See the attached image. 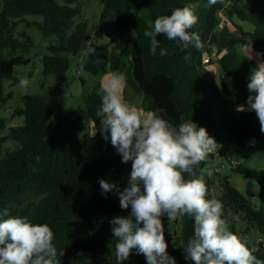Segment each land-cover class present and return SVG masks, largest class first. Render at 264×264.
Here are the masks:
<instances>
[{
  "label": "trees",
  "instance_id": "16d2710c",
  "mask_svg": "<svg viewBox=\"0 0 264 264\" xmlns=\"http://www.w3.org/2000/svg\"><path fill=\"white\" fill-rule=\"evenodd\" d=\"M98 1L102 6L99 21L110 11L124 39L111 40L110 45H96L82 67L83 71L92 75L118 73L127 49L128 62L123 74L126 98L138 96L139 107L144 112L163 115L173 125H178L181 117L185 121L192 119L198 126L205 127L215 140L225 133L221 139L240 148L249 140L255 141L253 147L264 148V133L260 131L256 113L231 110L209 81L203 62L205 55L215 48L220 77H242L250 82V74L257 62L248 58L240 60L236 47L249 48L259 54L260 62H264V0L233 1L227 5L218 2L211 7L208 0ZM189 3L198 5V23L189 32L199 33L203 47L198 50L190 44L182 49L178 40L160 35L157 53L150 54V39L143 33L152 30L156 18L170 15L174 9ZM80 12L78 0H62V4L55 0H0V107L5 102L2 81L12 77L15 66L28 64L23 55L29 52L33 43L26 29L33 26L43 38L57 39L56 45L46 46V53L41 56L42 74L54 77V87L49 94L21 97V107L13 113L23 118L19 125L8 127L6 119L0 117V132L7 129L8 139L17 143L13 151L2 155L4 139L0 138V211L7 208L9 216L27 217L33 224L49 225L58 253L64 250L61 264H101L89 261L81 254L93 253L102 247L115 251L116 240L110 220L129 215L130 208L122 210L119 199L112 193L105 198L98 181L105 179L117 183L120 177L130 174L131 161L122 163L110 140L105 141L100 132V119L96 113L104 93L99 85L83 94V106L58 118L53 125L50 123L53 100L60 91L58 86L66 81L72 60L78 57L89 38L87 24L74 22ZM218 13H223L229 21L234 17L248 23L251 31H244L234 23L230 30L222 22L217 32ZM25 16H37L41 20L25 22ZM22 23L25 29L16 32ZM161 48L166 49L167 55H160ZM211 63L208 60V65ZM236 85L249 97L245 87ZM161 109L165 111L160 113ZM84 123L91 124L95 131L91 136L79 139L77 129ZM235 154L239 152L234 149L224 156ZM217 155L218 152L210 154L195 169L196 178ZM231 171L255 180L264 192V160L258 170L237 164ZM109 174L112 176L106 178ZM251 185L249 181L245 195H250ZM207 188L208 198L216 199L208 185ZM217 200L223 204L224 219L228 211L238 214L243 222L253 225L264 236V210L255 209L227 178L222 181V193ZM172 222L179 230L176 239L168 230ZM163 228L168 254L175 258L176 264H191L185 259L182 248L194 234L193 219L185 216L178 221H169L165 218ZM254 254L264 260V249L258 248ZM113 264H117L116 259ZM124 264H146V259L133 250Z\"/></svg>",
  "mask_w": 264,
  "mask_h": 264
},
{
  "label": "clouds",
  "instance_id": "9594fccd",
  "mask_svg": "<svg viewBox=\"0 0 264 264\" xmlns=\"http://www.w3.org/2000/svg\"><path fill=\"white\" fill-rule=\"evenodd\" d=\"M218 2L222 0H208V6ZM197 7L189 3L156 18L152 30L143 33L150 39V54L157 53L160 35L178 40L182 49L190 44L202 48L199 33L189 32L198 23ZM160 55H167L166 49L161 48ZM249 80L247 87L254 95L247 98V107L237 105L236 111H254L264 133V62L257 63ZM28 84L26 78H21L18 86L26 88ZM124 86L123 74H108L96 113L105 141L110 140L122 163L131 161L123 189L105 179L98 181L105 198L113 193L122 210L130 208L129 215L110 220L117 264L129 260L133 250L145 257L146 264H176L167 252L163 220L178 221L185 216L194 222V234L182 248L191 264H264L254 254L258 249L249 247L229 229L222 202L209 199L206 183L196 178L195 169L217 151L215 138L192 119L181 117V122L173 125L156 112L144 113L123 99ZM53 240L49 225L9 216L7 208L0 211V264H61L64 250L58 253Z\"/></svg>",
  "mask_w": 264,
  "mask_h": 264
},
{
  "label": "rangeland",
  "instance_id": "374dc122",
  "mask_svg": "<svg viewBox=\"0 0 264 264\" xmlns=\"http://www.w3.org/2000/svg\"><path fill=\"white\" fill-rule=\"evenodd\" d=\"M233 1L244 2L245 0H222V4H231ZM55 2L57 4H62V0H55ZM78 3L81 6V12L75 17L74 22H85L87 24L89 38L82 45L78 57L72 60L66 74V81L58 86L60 91L53 100V113L50 118L51 125H53L58 118L83 106L82 96L85 92L89 93L93 91L95 85H99L101 88L104 86V74L92 75L83 71L82 67L88 61L96 45H110L111 40L116 41L119 36L123 35L115 26L110 11H107L104 18L99 21V14L102 10V6L98 0H78ZM217 17L220 21V25L216 29L217 32L220 30L222 22L226 23V27L230 30H233L231 23L241 26L244 31H251L252 29L251 25L246 22H241L234 17L230 21L227 20L223 13H218ZM23 20L25 22H33L40 21L41 19L37 16H25ZM22 29H25L23 23L19 25L16 32ZM16 32L15 36L17 35ZM26 32L31 37L33 43L29 52L23 55L24 58L28 60V64L15 66L13 68L12 77L2 81V92L5 102L0 107V117L6 119L8 127L16 126L23 122L22 117L14 116L13 114L15 110L21 107V97L23 95L33 94L47 96L50 89L54 87V77L51 75L44 76L42 74L41 56L46 53V46L49 44L56 45L57 39L55 37L43 38L39 30L33 26L26 29ZM236 49L240 60H245L251 55L253 60L257 63L260 62V56L249 48L238 45ZM124 52L123 64L125 65V59H127L128 56L127 49H125ZM217 55L218 53L214 48L210 54L205 55L203 61L207 68L209 81L219 94L225 98L231 110H236L237 105H245L247 107V94H242V89L238 88L236 84L245 87L246 92L250 95H254L248 90L247 85L249 81L242 77H220L219 65L215 61ZM208 60H211V65H208ZM21 78H26L29 81L26 88L18 86ZM124 98L126 99V92L123 89V99ZM130 98H132L131 103L127 100L125 101L137 107L140 98L138 96H132ZM93 131L94 129L89 128L85 123L80 124L77 129L79 139L90 136ZM225 136V133H221L220 137L216 138V142L218 143L216 152H218V155L215 156L212 163L201 170L199 178L203 179L209 186L211 195L216 199L219 198L222 193V181L227 178L229 183L239 193L251 201L255 209L264 210V192L261 191L256 181L231 171V168L237 164L256 170L260 169L264 160V148L253 147L252 141L250 140L240 148L231 141L221 139V137L224 138ZM0 138L4 139L1 143L2 155H4L5 152L13 151L17 147L15 141L8 139L7 129L0 132ZM234 149L238 150L239 154H235L232 157L224 156L228 151ZM115 154L118 153L116 152ZM111 176L112 174L106 175V178H110ZM128 178L129 175L122 176L116 184L123 189L127 186ZM249 181L252 183L250 195H245L246 185ZM114 196L119 199L116 195ZM225 220L228 223L229 229L246 240L248 244L257 249H264V236L261 235L253 225L243 222L238 214H234L230 211L225 213ZM168 230L174 233L175 239L178 237L179 230L173 222L170 224ZM173 245H175V243ZM176 245L178 244L176 243ZM81 255L88 258L89 261L101 264H113L116 259L114 251L106 247L96 249L93 253H82Z\"/></svg>",
  "mask_w": 264,
  "mask_h": 264
},
{
  "label": "crops",
  "instance_id": "0c3cea01",
  "mask_svg": "<svg viewBox=\"0 0 264 264\" xmlns=\"http://www.w3.org/2000/svg\"><path fill=\"white\" fill-rule=\"evenodd\" d=\"M123 39H124L123 35L118 37V40L123 41ZM123 58H124V57H123ZM123 60H124V59H122L121 67H120V70H119V72H118V73H120V74H124V71H125V68H126V65H127V62H128V58L125 59V60H126V64H125V65L123 64ZM67 72H68V71H67ZM108 74H110V73H105L104 76H103V77H104V79H103L104 85L107 83ZM124 100H127L128 102L131 103L132 98H130L129 100H128L127 98H126V99L124 98ZM139 104H140V101H139L138 106H137V108L140 109ZM143 112H144V111H143ZM144 113H148V112H144ZM89 126H90V127H89ZM89 126H88L89 128H93L91 124H90ZM93 129H94V131H95V128H93ZM94 131H93V133H94ZM93 133H92V134H93ZM92 134H91V135H92ZM91 135H90V136H91Z\"/></svg>",
  "mask_w": 264,
  "mask_h": 264
}]
</instances>
